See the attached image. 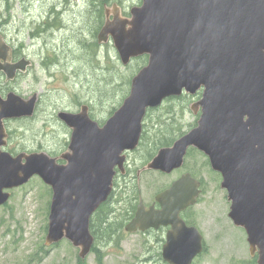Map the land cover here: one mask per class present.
Returning a JSON list of instances; mask_svg holds the SVG:
<instances>
[{
    "label": "water",
    "instance_id": "water-1",
    "mask_svg": "<svg viewBox=\"0 0 264 264\" xmlns=\"http://www.w3.org/2000/svg\"><path fill=\"white\" fill-rule=\"evenodd\" d=\"M104 15L97 42L111 39L123 65L141 55H147L146 64L102 125L89 116L87 104L77 112L57 113L71 130L67 149L58 156L42 151L13 156L1 150L4 120L32 115L36 94L27 99L13 91L0 95V205L10 196L7 189L37 175L51 187L44 244L65 237L85 258L94 240L89 218L108 198L115 168L125 173V152L137 146L146 110L200 89L191 106L199 112L195 127L160 147L137 173L168 174L182 166L188 147L203 152L221 175L220 187L227 189L228 217L245 229L256 264H264V0H141L128 17L116 6ZM9 48L0 36V72L6 80L29 63H11ZM199 185L185 172L155 195L159 208L139 200L125 231L169 226L163 260L191 264L203 249L202 235L179 212L195 203Z\"/></svg>",
    "mask_w": 264,
    "mask_h": 264
},
{
    "label": "rangeland",
    "instance_id": "rangeland-1",
    "mask_svg": "<svg viewBox=\"0 0 264 264\" xmlns=\"http://www.w3.org/2000/svg\"><path fill=\"white\" fill-rule=\"evenodd\" d=\"M71 1L67 4L72 10L68 7L66 16L67 22L78 34L75 42L78 51L74 58L82 67L76 82L69 81L63 75L53 74L48 78L42 73L38 61L46 66V60L51 58L34 53L36 45L27 47L32 62L25 67L27 75L14 76L6 83L4 73H0V86L5 91L15 89L14 92L24 98L41 94L39 108L32 118L10 120L8 127L12 139L10 146L15 145L13 149L44 151L58 156L67 149L70 129L58 121L57 111L64 110L62 108L75 111L81 103H87L92 118L103 124L110 115L109 111L116 110L128 95L132 76L146 64L147 59L136 57L123 65L111 41L102 44L96 41L97 31L104 22V4L108 9L118 7L120 15L128 17L131 6L139 5L141 0ZM43 5L41 0H0V32L5 35L15 33L24 40L29 36L27 27L31 21H37ZM37 31V27L30 30L31 34ZM75 67L79 68L78 64ZM72 68L73 65L66 72L69 73ZM196 93L168 97L159 106L148 109L142 123L141 144L129 153V174L120 178L121 181H131L135 169L149 159L151 148H156L161 140L170 138L171 144L195 127L197 119L191 106L198 99L192 97ZM44 116L47 120L44 119L45 124H42ZM42 138L49 141H42ZM184 161L182 167L169 174L154 170L139 175L136 198L126 200H132V204H135L137 197H140L150 202L154 194L168 187L180 174L192 172L195 178L202 181V191L197 202L190 206V214L203 236V250L192 264H256V257H251L248 252L245 229L234 225L227 215L230 201L227 199V189L220 187L219 173L210 168L207 158L195 148L187 151ZM10 192L8 201L0 206V264H78V250L67 239L54 245H44L50 187L38 176H32L23 185L10 189ZM114 205L120 208L123 202H115ZM119 217L123 218L124 224L128 221L124 214ZM161 238H164V231L128 233L123 230L115 239L100 238L94 241L97 242L98 252L91 250L81 264H167L158 256L163 244L160 243Z\"/></svg>",
    "mask_w": 264,
    "mask_h": 264
},
{
    "label": "flooded vegetation",
    "instance_id": "flooded-vegetation-1",
    "mask_svg": "<svg viewBox=\"0 0 264 264\" xmlns=\"http://www.w3.org/2000/svg\"><path fill=\"white\" fill-rule=\"evenodd\" d=\"M60 1L61 2H66V1L72 2L71 0H41V2L44 5L42 9L38 12L37 21L36 22L31 21L30 25L27 27L26 33H29V36L25 37L24 40L28 41L29 43H24L23 40H21L20 37H18V35L15 33L13 35H5L4 33L0 32V36L5 42V44L10 47L9 52H10V62L11 63H15L20 59H24V60H27L30 64L31 59L29 58L30 56L27 53V47L29 45H32V47L33 45H36L34 53H39L43 57L47 56L51 58L50 60H46L45 62L46 66H44V64L38 61V67L42 71L50 72L53 70H64V71L70 70V66L74 64L76 61V58H74V56L78 50L75 49V42H76V36L78 37V34L74 31L73 27L70 26L69 23L67 22V16H66L67 14L66 11H68L67 7L63 6V9H59L58 3H60ZM105 7L106 5L104 4L103 14H104ZM33 24H35V26L33 28H30ZM36 27L38 31L35 34H31L30 30ZM61 28L63 29L58 32V30ZM96 41H97V38H96ZM27 71L28 70H25L23 74L27 75L26 73ZM0 73H2V71ZM23 74L17 73L16 76L23 75ZM10 90L16 91L15 89H10V88L5 91V89L2 86H0L1 96L4 97L5 94ZM40 97H41V94L37 93V97H36L35 105H34L35 111L37 108H39ZM62 109L67 110L66 108H62ZM75 111H71V112H75ZM32 117L33 116L11 118V119L4 120V125H5L8 136L6 135L7 142H6V145L2 147L3 150L8 151L13 155L18 153L17 151H13V150H19V152L26 150L24 148L13 149L15 145L13 147L10 146L12 144L11 143L12 139H10L11 133H10L8 124L10 120L12 119L21 120V119H28ZM44 119H46L45 116L43 117V121H41L42 124H45ZM59 122L62 123L61 121ZM48 124H51V123L48 122ZM62 124L65 125L64 123ZM44 141H49V140L44 138ZM136 179L138 180V178ZM201 187H202V182L200 184V188ZM143 203L145 206L154 204L155 207H158V204L154 201V196L150 202L143 201ZM179 216L184 220V222L187 225L194 224V222L191 219L190 207L182 210L179 213ZM168 228L169 226H166V227L161 226V227H158L157 229H148L145 232L150 233V232H156V231H164V234H165ZM163 239L164 238L160 239V243H163L162 242Z\"/></svg>",
    "mask_w": 264,
    "mask_h": 264
},
{
    "label": "trees",
    "instance_id": "trees-1",
    "mask_svg": "<svg viewBox=\"0 0 264 264\" xmlns=\"http://www.w3.org/2000/svg\"><path fill=\"white\" fill-rule=\"evenodd\" d=\"M103 2V1H102ZM141 60L146 59V55L138 57ZM200 95V92L196 93ZM195 95V97H197ZM193 97V96H192ZM171 98V97H169ZM109 113L111 114L112 111L110 110ZM92 117V113H90ZM164 122V121H163ZM167 125V123H164ZM170 138H166L164 141H160V143L156 146V148L152 147L150 152L148 153L149 158L156 152L157 148L164 145L170 144ZM141 142H139V145ZM137 169V168H136ZM136 169L131 177V181L120 180V178H124L128 176L129 169H127L125 175H117L114 179L115 188L111 192L108 200L102 203L99 208L95 211V213L91 216V233L94 235L95 241L99 240L100 238H106L108 240L115 239L118 235L123 233L124 221L123 218L121 219L119 215H125L126 218H129L133 215L135 204H132V200L136 198L137 191L135 189H130L131 185L134 183V178L136 177ZM146 172H142L140 175ZM117 178V179H116ZM128 185V188H127ZM126 199H132L128 201ZM115 202H123V205L120 208L114 205ZM97 242H94L92 245L91 250L93 252H98L96 247ZM160 257V253H158ZM77 263L81 264L82 260L77 259Z\"/></svg>",
    "mask_w": 264,
    "mask_h": 264
},
{
    "label": "bare ground",
    "instance_id": "bare-ground-1",
    "mask_svg": "<svg viewBox=\"0 0 264 264\" xmlns=\"http://www.w3.org/2000/svg\"><path fill=\"white\" fill-rule=\"evenodd\" d=\"M68 2H70V1H66V2H61V1H60V3H58L59 9H63V6H66L67 9H69L70 6L67 4ZM68 7H69V8H68ZM70 9L72 10V7H71ZM86 33H87V32H86ZM23 42H24V43H29L28 41H25V40H23ZM76 64H78V67H79V68L75 67ZM72 65H73V68L71 69V71H70L69 73L66 72V71H64V70H53V71H50V72H44V71H42L40 68H39V69L41 70L42 73H45V74L48 76V78L51 77L53 74H59V75H63V76H65L66 78H69V81H71V82H76V76L79 74V72H80V68H82V67H81V65L78 63L77 58H76L75 63L72 64ZM77 71H78V72H77ZM47 76H46V77H47ZM41 140L44 141V138H42Z\"/></svg>",
    "mask_w": 264,
    "mask_h": 264
}]
</instances>
